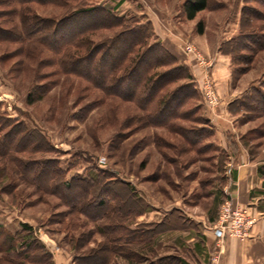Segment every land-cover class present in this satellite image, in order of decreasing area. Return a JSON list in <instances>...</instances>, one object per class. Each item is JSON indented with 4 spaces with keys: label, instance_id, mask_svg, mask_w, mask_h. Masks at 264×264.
<instances>
[{
    "label": "rangeland",
    "instance_id": "1",
    "mask_svg": "<svg viewBox=\"0 0 264 264\" xmlns=\"http://www.w3.org/2000/svg\"><path fill=\"white\" fill-rule=\"evenodd\" d=\"M185 1L87 0L88 5L102 8L110 17L121 18L137 30L149 28L153 35L149 43H159L174 59L173 65L161 71L178 66L190 76L169 90L193 85L194 99L179 110L182 119L175 118L164 128L149 125L146 113L134 104L105 97L86 81L64 74L56 62L59 56L40 41L0 43V123L6 124L0 128V135L15 128L16 139L30 138L10 146L0 158V264H12L4 261L12 260L4 240L6 234L16 233H21L31 255L28 260L20 258L22 263L18 264H92V254L106 261L107 253L100 249L106 242L100 231L106 220L117 223L121 216L115 215V202L108 204L109 211L103 210L109 213L102 222L69 215L58 197L43 194L32 185L22 163L35 168L50 160L62 169L65 180L100 179L103 185H109L111 199L118 200L111 196L112 189L125 202L127 211L131 209L132 216L124 224L131 229L136 223L133 213L140 214L139 221L143 223L160 221L166 215L172 216L175 227L188 226L189 232L175 230L153 236L154 246L160 244L155 254L150 250L156 247L147 245L149 237L143 236L135 250L145 257L152 256V261L163 260L177 251L188 264H198V260L204 264L219 263V246L212 227L222 204L230 201L225 189L232 186L231 171L240 162L255 166L259 180L256 197L260 198L256 205L264 207V111L254 110L257 97H253L258 92L264 94V48L253 52L228 43L240 32L245 7L242 0H212L210 8L193 20L184 16ZM249 5L264 15V8L254 2ZM30 8L45 17L64 13L57 6L31 4ZM89 20L91 16L80 17L71 25H88ZM199 22L203 25L201 34L197 32ZM254 29L264 35V20H255L251 30ZM118 30L103 29L91 37L95 42L107 41ZM248 42L254 47L251 40ZM129 43L130 40L121 42L96 64L95 79L102 77L104 67ZM222 50L235 52L224 53L226 73L216 69L214 56L217 52L223 54ZM139 76L140 70L117 90L129 94ZM152 92L153 89L149 94ZM208 93H213V98ZM181 96L160 114L159 121L176 111ZM239 207L247 209L254 219L253 228L256 219L249 207ZM23 224L30 231H22ZM147 230V225H141L140 231ZM201 230L211 233V254L195 252L200 241L195 235ZM213 256L217 257L215 263ZM108 264L132 263L117 254Z\"/></svg>",
    "mask_w": 264,
    "mask_h": 264
},
{
    "label": "trees",
    "instance_id": "2",
    "mask_svg": "<svg viewBox=\"0 0 264 264\" xmlns=\"http://www.w3.org/2000/svg\"><path fill=\"white\" fill-rule=\"evenodd\" d=\"M211 1L186 0L183 4L184 16L187 20H193L198 13L210 8ZM242 2L245 7H243L239 23L240 32L228 43L230 46L236 44L237 49L256 52L264 48V35L257 34V29L252 31L251 28L255 20L259 22L264 20V15L251 7L249 3L254 2L257 6L264 8V0H242ZM31 4L43 7H61L64 9V13L60 17L40 16L31 10ZM109 14L100 7L88 5L87 0H0V43L20 44L25 40L40 41L49 50L53 51L54 55L59 56L56 62L64 74L74 75L86 81L91 88L98 90L105 97L134 104L139 110L146 113L148 120L150 119L149 123L147 120L149 125L164 128L168 126V122L171 120L178 117L182 119L183 114L178 112L186 106L188 100L194 99L195 92L191 91L193 85L186 84L187 86L184 89H179L180 87L174 90L169 89L172 85H176L177 81L190 79V76L183 68L178 66L169 67L167 71H161V68L173 65L174 59L159 43H149L150 37H153L152 32L149 33L148 31L149 28L146 27L144 31L137 30V27L125 24L121 18L110 17ZM16 15L17 19L15 20ZM87 16L92 18L88 22L90 24L79 26L76 23L74 26L71 25L76 19ZM103 18H106V20H103ZM117 28L119 30L107 41L99 40L95 42L92 40L91 36L100 30ZM247 28L250 29L246 31ZM197 32L199 34L203 32L201 22L197 25ZM131 36H134L132 40L130 39ZM125 40H130V43L116 52L117 58L115 57L116 59L104 67V74L100 79H95L96 64L101 63L112 48ZM249 40L252 41L254 47L248 46ZM222 52L232 55L234 51L222 50ZM145 60L147 62L143 65ZM138 70H140V76L132 83L129 94L117 90V86L126 83ZM151 89H153V92L149 94ZM181 94L182 96L177 101L176 111L166 120L159 121L157 118L160 114ZM253 97H255V100L257 97V101L254 102L256 105L254 110L261 109L264 111V94L260 95L258 92ZM5 125V122H1L0 128H4ZM14 129L5 135H0V158H4L6 149L10 146L14 147V145L24 143L23 139H30L23 136V134L21 139H16L18 131H13ZM1 131L3 129H0ZM7 139H11V142H6ZM13 152H15V148ZM21 168L31 177L32 185L36 186L43 194L58 197L68 208L67 213L69 215L84 217L87 220L90 218L92 222H102L108 217V204H111V202L116 203L113 210L115 215H121L119 220H116L117 223H109V219L106 220L100 231H103L101 235L104 236L106 242V244L100 246V249L104 248L103 250L107 253L106 261L105 258L95 257L97 254H92L91 259H89L94 262L92 264H108L111 257L117 254L132 264H176L174 259H167L168 261L159 259L160 261L156 260L154 262L135 250L136 247L140 246L143 236L147 235L149 237L147 245L151 246L153 236L162 233L165 227L168 228V226L155 225L154 223H142L132 229L125 226V222L130 218V215L132 216L131 209L127 211L125 202L112 189L111 196L115 195L118 200L111 199L107 191L109 185H103L100 179L65 180L62 169L50 160L40 162V167L36 166L35 168L33 164L22 163ZM42 174L46 177L42 178ZM95 187H99V189L94 190ZM104 197L108 199L105 200ZM106 208L108 211L104 212ZM136 214L138 213H133V218H136ZM165 220L163 219V222ZM141 225H147L148 230L140 231ZM22 229L24 232L30 231V227L25 224L22 225ZM16 234H6L4 240L7 241V247H5L7 254L14 260L6 258L7 260L4 261L12 264L22 263L20 258L28 260V257H31L27 251L28 247L24 245L21 233ZM122 240H124L123 244L121 243ZM18 242H21L22 245L18 246ZM126 251L132 252L133 255L129 256ZM150 251L155 254V251ZM86 261L84 260L85 263Z\"/></svg>",
    "mask_w": 264,
    "mask_h": 264
},
{
    "label": "crops",
    "instance_id": "3",
    "mask_svg": "<svg viewBox=\"0 0 264 264\" xmlns=\"http://www.w3.org/2000/svg\"><path fill=\"white\" fill-rule=\"evenodd\" d=\"M237 24L238 23L236 22V25ZM198 45L200 44L198 43ZM215 55L216 56L214 57L217 61L216 69L218 68L221 73H226L228 69L227 55L224 53L220 54V52H217V54ZM231 172L232 186L230 187V189H225L226 194L229 200L234 205H247V207H249L248 209L250 210L251 215L255 217L256 222L249 233V237L245 241H240L235 238H228L224 241L218 264H264V207L261 205H256L258 203V200H260L259 197H256V189H258L257 184L259 182L256 168L250 162L243 161L240 162L237 167H235V169H233V171ZM140 217V214L136 216V223L134 224V226L143 223L139 221ZM171 217L172 216L165 215L163 216V218L166 219L165 222L162 221L163 218L160 221L153 222L155 225L163 224L168 226V228L165 227V230L160 234L172 232L175 230L189 232L188 226H186L185 228L175 227L172 223ZM206 228L208 227H205V229ZM210 234L207 233V230H201V232H199V235H195L196 238L200 240L199 243H197L194 247L195 252H197L199 255L211 254V251L214 249L212 237L210 236ZM151 243L152 247H156V249H154L156 253V251L160 248V244L158 243L154 246V239ZM167 259H174L176 264H188L186 261H183V259L178 255L177 251H175L174 255L167 256L165 260ZM150 260H152L151 257ZM154 262H156V260H154ZM198 264L204 263H201L198 260Z\"/></svg>",
    "mask_w": 264,
    "mask_h": 264
},
{
    "label": "built area",
    "instance_id": "4",
    "mask_svg": "<svg viewBox=\"0 0 264 264\" xmlns=\"http://www.w3.org/2000/svg\"><path fill=\"white\" fill-rule=\"evenodd\" d=\"M187 50L194 53L190 48ZM208 95L209 98H213V93ZM253 223L254 219L249 216L247 209L240 208L231 201L224 202L219 210L218 219L212 227V234L218 242L219 254L222 253L225 239L236 238L241 241L247 239ZM212 261L215 263L217 257L213 256Z\"/></svg>",
    "mask_w": 264,
    "mask_h": 264
}]
</instances>
